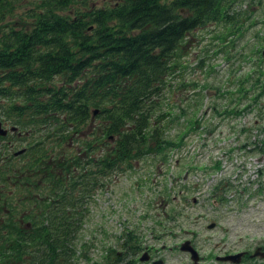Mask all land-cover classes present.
<instances>
[{"label": "trees", "instance_id": "obj_1", "mask_svg": "<svg viewBox=\"0 0 264 264\" xmlns=\"http://www.w3.org/2000/svg\"><path fill=\"white\" fill-rule=\"evenodd\" d=\"M95 1L42 0L15 19L5 13L12 0H0V98L8 107L21 88L14 123L23 133L30 128L19 159L0 162V211L10 210L7 228L17 225L19 211L31 224L21 239L0 241L2 264H71L85 254L88 202L107 178L148 156L168 160L198 130L192 116L188 129L168 133L187 115L170 101L172 81L179 78V90L198 87L180 74L188 35L224 22L230 31L218 39L226 46L237 30L235 0ZM257 71L252 85L250 70L235 89L218 88L232 94L225 113L261 101L264 69ZM118 245L122 252L107 247L102 264H128L143 249L134 231L120 235Z\"/></svg>", "mask_w": 264, "mask_h": 264}, {"label": "rangeland", "instance_id": "obj_2", "mask_svg": "<svg viewBox=\"0 0 264 264\" xmlns=\"http://www.w3.org/2000/svg\"><path fill=\"white\" fill-rule=\"evenodd\" d=\"M41 1L12 0L13 7L5 13L11 11L17 19ZM99 1H95L97 6ZM232 6L237 30L226 46L218 39L230 31L224 22L188 35L180 74L198 87L179 90V78L172 81L170 101L186 107L187 115L169 135L185 128L186 118L192 116L200 120V128L191 131L185 146L171 152L168 160L148 156L138 160L133 170L107 178L106 186L88 202L80 237L86 244L82 247L85 254L71 264H102L107 247L122 251L118 237L127 231H134L143 249L152 248L165 264H195L188 252L177 247L186 237L204 255L201 264H220L209 257L264 236V96L261 104L238 115L218 114L213 109L216 104L223 109L232 95H219L218 88L235 89L236 81L250 70L252 85L257 70L264 69V57L259 53L264 50V0H235ZM247 54L251 59L245 60ZM182 97H187L184 103L179 101ZM216 161L221 162L219 171L212 168ZM220 182L223 185L216 195L214 189ZM180 191H184L182 195ZM219 195L225 198L222 207L218 206ZM194 198L201 205L194 204ZM210 221L217 226L208 228ZM240 236L243 241L238 242ZM129 258L147 264L139 257Z\"/></svg>", "mask_w": 264, "mask_h": 264}, {"label": "flooded vegetation", "instance_id": "obj_3", "mask_svg": "<svg viewBox=\"0 0 264 264\" xmlns=\"http://www.w3.org/2000/svg\"><path fill=\"white\" fill-rule=\"evenodd\" d=\"M24 68V67H23ZM20 70H22L20 68ZM59 74H55L53 78L55 77L58 79L60 76ZM27 81V80H26ZM21 88H18L17 91L14 90V95L13 99L11 100V104L8 107H5L6 100L3 98H0V104L3 105L0 107V121L2 123V127L7 129V134L6 135H1L0 134V162H7V161H17L19 159V156L22 154H16L17 151L21 149L26 150V146H20V142H24V144H29L30 142V128L23 133L20 129V127L14 123L15 117L17 114L21 113V101L22 98L19 96L21 93ZM17 104L19 108L17 109ZM16 140V142H14ZM17 147V148H16ZM10 182V180H9ZM8 192L11 194L13 193V189H10V186L6 189ZM10 194V195H11ZM196 201V198H194V202ZM15 205L20 206L18 203H14ZM190 204H185V207H188ZM221 204L220 206H222ZM10 210L8 207L4 208V211H0V241L2 240H8V239H21L22 238V232L29 233L31 224L28 221L24 220V213L21 211L16 213V220H17V225H12L9 228H7V218ZM179 214V212H178ZM166 216L172 217L170 213H166ZM27 238L28 236H24ZM251 239V235L249 237ZM183 240H190V245L194 247L198 251V256L199 260L195 262V264H201L203 263L206 259L204 255L200 253V250H198L195 242L193 239L189 238H184ZM242 236H240L238 242H241ZM179 247V245L177 246ZM238 249L230 250V249H224L220 252H215L214 255L210 256L209 258H216L217 262L220 264H264V236H258L254 237L251 244H243V243H238L237 245ZM145 252L148 256V260L145 261L147 264H153L157 260H162L163 264L164 259L161 258V255H154L153 253L155 252L152 248H145ZM1 254V253H0ZM190 254V253H189ZM236 255L232 259L223 261L219 260L218 257H224L227 255ZM140 255V256H139ZM137 255L134 259L139 260L141 258V254ZM191 255V254H190ZM211 260V259H209ZM0 264L1 261H0ZM128 264H136L135 260H129Z\"/></svg>", "mask_w": 264, "mask_h": 264}, {"label": "water", "instance_id": "obj_4", "mask_svg": "<svg viewBox=\"0 0 264 264\" xmlns=\"http://www.w3.org/2000/svg\"><path fill=\"white\" fill-rule=\"evenodd\" d=\"M264 53V52H263ZM98 111L95 110L94 114H97ZM0 134L1 135H6L7 134V129L3 128L2 127V123L0 121ZM25 151V149H21L19 151L16 152V154H20V153H23ZM209 228H214L215 227V223H212L208 226ZM181 250L183 251H189L191 252L192 256V260L194 262H197L199 260V256L197 254V252L194 250V248L190 245V241H186L182 244L181 246ZM146 252H144V254L141 256V260L142 261H145V260H148V256L145 255ZM236 255H240V254H236ZM236 255H228V256H224V257H218L219 260H223V261H227V260H230L232 259L234 256ZM153 264H163V261L162 260H158V261H155Z\"/></svg>", "mask_w": 264, "mask_h": 264}, {"label": "bare ground", "instance_id": "obj_5", "mask_svg": "<svg viewBox=\"0 0 264 264\" xmlns=\"http://www.w3.org/2000/svg\"><path fill=\"white\" fill-rule=\"evenodd\" d=\"M196 117V116H195ZM19 163V162H18Z\"/></svg>", "mask_w": 264, "mask_h": 264}]
</instances>
